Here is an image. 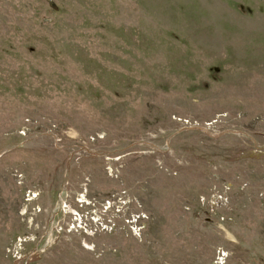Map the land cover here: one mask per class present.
<instances>
[{
    "label": "rangeland",
    "instance_id": "1",
    "mask_svg": "<svg viewBox=\"0 0 264 264\" xmlns=\"http://www.w3.org/2000/svg\"><path fill=\"white\" fill-rule=\"evenodd\" d=\"M0 264H264V0H0Z\"/></svg>",
    "mask_w": 264,
    "mask_h": 264
}]
</instances>
